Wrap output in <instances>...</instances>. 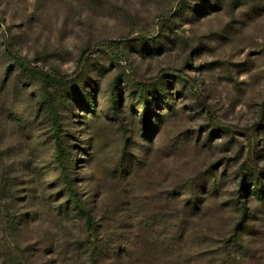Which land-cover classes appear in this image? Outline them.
<instances>
[{
  "label": "rangeland",
  "instance_id": "374dc122",
  "mask_svg": "<svg viewBox=\"0 0 264 264\" xmlns=\"http://www.w3.org/2000/svg\"><path fill=\"white\" fill-rule=\"evenodd\" d=\"M169 69L215 118L255 126L264 166V0H0V185L11 184L0 195L35 229L16 240L76 232L64 173L92 202L93 179L118 172L144 218L157 206L187 226L191 264H264V174L248 165L247 138ZM131 71L159 78L140 85ZM20 180H32L28 195ZM11 234L0 225V241Z\"/></svg>",
  "mask_w": 264,
  "mask_h": 264
},
{
  "label": "trees",
  "instance_id": "16d2710c",
  "mask_svg": "<svg viewBox=\"0 0 264 264\" xmlns=\"http://www.w3.org/2000/svg\"><path fill=\"white\" fill-rule=\"evenodd\" d=\"M6 46L7 51L20 62L32 66L27 58L20 56L12 43L6 42ZM85 62L86 52L83 51L77 64V73L81 71ZM32 67L36 68V66ZM165 73L177 74V77L186 80L193 88L195 87L191 78L181 70L169 69ZM44 76L53 82L64 81L68 77V75L57 72L44 74ZM131 78L137 84L151 85L158 81L159 75L147 77L131 71ZM194 91L219 124L246 136L248 165L264 174V166L256 161L253 152L252 130L255 126L240 127L215 118V114L202 99L199 90L194 88ZM56 147L57 154L61 156L63 148L59 140ZM5 175L0 174L1 179L8 177ZM64 176L70 179L71 186L67 190L59 187L61 190L59 193H62L61 197L68 200L65 212L77 215V222L73 226L76 229V234L63 235L67 226H62L64 232L61 237L52 236L49 238L48 234L37 233L35 238H25V242L21 241V238L16 240V236L19 234L26 235L35 229L29 226L30 223H20L9 213V208L4 206V198H1V195L7 196L3 193L0 195V225L7 227L12 232L15 231V234H11L9 239L6 238L7 241H0V264H191L187 226L181 227L179 223L176 227L175 224L164 220L160 212H156L157 206L152 208L153 217L144 218L142 203L132 201L133 198L130 194L134 193H129L126 190V185L121 182L122 177L118 172H114L110 178L108 176L93 179L91 187L96 191V195L92 202H89L87 194L81 195L78 192L81 186L79 188L74 186L76 183L74 174L66 172ZM57 177L59 176L57 175ZM91 177L94 176L81 178L80 185L91 182ZM30 182L32 180L29 182L20 180L19 182L27 187L24 188L26 195L31 191L28 187ZM2 183L0 192L8 193L11 184L9 182ZM90 190L88 194H90ZM82 196L87 198L83 199ZM33 212L35 213L33 221H39L41 210L35 207ZM94 212L101 215L96 218L93 216ZM2 214L5 218H1ZM158 217L160 218L158 219ZM12 237L13 240H11Z\"/></svg>",
  "mask_w": 264,
  "mask_h": 264
}]
</instances>
